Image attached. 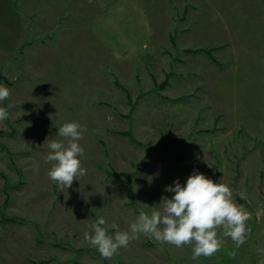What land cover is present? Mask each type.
Instances as JSON below:
<instances>
[{
    "label": "rangeland",
    "instance_id": "rangeland-1",
    "mask_svg": "<svg viewBox=\"0 0 264 264\" xmlns=\"http://www.w3.org/2000/svg\"><path fill=\"white\" fill-rule=\"evenodd\" d=\"M0 84V264H264V0H0ZM66 122L87 175L62 191L45 158ZM193 171L250 214L240 247L85 240Z\"/></svg>",
    "mask_w": 264,
    "mask_h": 264
},
{
    "label": "clouds",
    "instance_id": "clouds-1",
    "mask_svg": "<svg viewBox=\"0 0 264 264\" xmlns=\"http://www.w3.org/2000/svg\"><path fill=\"white\" fill-rule=\"evenodd\" d=\"M9 96L10 90L0 84V101ZM8 116V110L0 107V123ZM84 130L79 123L66 122L57 132L61 139L48 141L50 151L45 158V162L51 164L48 176L62 191L71 187L74 180L87 175L80 160L84 149L79 141L83 139ZM165 191L174 194L170 199L162 197L150 212L141 210L128 230H119L113 222L110 227L117 230L111 235L107 221L101 217L90 225L91 232L85 233V240L105 259H111L141 234L176 247L191 245L194 260L217 253L225 237L237 247L245 242L246 222L251 216L233 201L232 191L226 184L193 171L183 186L175 180Z\"/></svg>",
    "mask_w": 264,
    "mask_h": 264
}]
</instances>
